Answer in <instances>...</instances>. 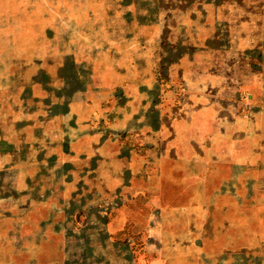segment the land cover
Wrapping results in <instances>:
<instances>
[{
	"label": "rangeland",
	"instance_id": "1",
	"mask_svg": "<svg viewBox=\"0 0 264 264\" xmlns=\"http://www.w3.org/2000/svg\"><path fill=\"white\" fill-rule=\"evenodd\" d=\"M0 100V264H264V0H0Z\"/></svg>",
	"mask_w": 264,
	"mask_h": 264
},
{
	"label": "crops",
	"instance_id": "2",
	"mask_svg": "<svg viewBox=\"0 0 264 264\" xmlns=\"http://www.w3.org/2000/svg\"><path fill=\"white\" fill-rule=\"evenodd\" d=\"M10 102L11 100H0V106L1 104H9ZM41 102L44 103L43 106L41 103H38V104L41 105V107H43V109L41 108L42 112H45V114H47L46 116L48 120L46 122H48L49 120H53L54 117L58 118V115H56L54 112V107L58 108L59 106L60 107L66 106L67 109L69 110L70 105L75 106L78 103L77 100H41Z\"/></svg>",
	"mask_w": 264,
	"mask_h": 264
}]
</instances>
